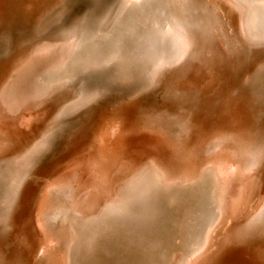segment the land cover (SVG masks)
<instances>
[{"label":"bare ground","instance_id":"1","mask_svg":"<svg viewBox=\"0 0 264 264\" xmlns=\"http://www.w3.org/2000/svg\"><path fill=\"white\" fill-rule=\"evenodd\" d=\"M77 1L0 14V120L55 103L0 165V264H264V0Z\"/></svg>","mask_w":264,"mask_h":264},{"label":"rangeland","instance_id":"2","mask_svg":"<svg viewBox=\"0 0 264 264\" xmlns=\"http://www.w3.org/2000/svg\"><path fill=\"white\" fill-rule=\"evenodd\" d=\"M12 2H13V0H0V14H3L4 12H7L8 10H9L8 11V13H9L10 10L13 8ZM79 4H81V6ZM78 6H79V8H78ZM76 7H77V9H76ZM87 9H88V3L85 0H79L74 4V10L77 11L76 13H78V14L84 13L85 11H87ZM79 11H80V13H79ZM6 20H7L6 18L0 20V27H1V25L4 26L6 24ZM214 100H215V98L213 97L212 94H210L209 96L204 98V102L208 104L207 109L210 110L213 107V105L215 104ZM44 104H47V105L41 104V106L39 105L40 107H35V108H33V110L31 112L25 113V116L20 117V118L17 117L18 119L16 118V120H10V121H4V122L0 120V163H1L0 165H1V167L3 166L4 162H6L7 160H11L12 157H14L15 154H13V153L18 152L20 150V148H24V147H27L28 145H30L32 143V141L37 137L38 132H40V129H42L45 122L48 121V119H50V117L53 115V113L55 112L54 111L55 110V105H54L55 103L54 102H52V103L46 102ZM207 109H205L204 112H208ZM230 112H231V110H230ZM230 112L226 111L225 113H228V114H224V115L219 113L214 118H216V119L228 118V119H230V121H229L230 123H226V124L231 125V126L235 125V128H236L238 125H241V122L237 123V125H236L237 119L234 117H230V115H229ZM221 115H223V116H221ZM242 118L247 120L245 122L244 126H245V130H248L252 124V117L249 118L247 115V116L242 117ZM218 123L219 122L214 121L212 124L216 127V125H218ZM263 125H264V123H263ZM237 128H239V127H237ZM67 131L69 132V130H67ZM67 131L65 134L63 131V133H60V135L57 136V138L55 139L56 145L54 144L52 146L51 150H49L47 152V154H46L47 157L42 158V162L38 168L40 170L39 171L40 174L37 172L33 176L32 183H31V185H32L31 189L35 190L33 192L34 196H36L37 192H39V189L41 187H42L43 191L47 188V185L45 184L47 181L45 179V176H43L45 173L44 171L49 166V164H48V163H50L49 160L51 158H53L55 155L58 156L59 153L64 148L62 146H66L67 142L70 141L71 137ZM67 133L69 134L68 136H66ZM71 136H73V135H71ZM61 137H62V139H61ZM66 137L67 138L69 137V138L67 139ZM61 141H63V142H61ZM58 145H60V146H58ZM51 152H54L55 154L54 153L51 154ZM54 159H56V158H53L52 160H54ZM45 161H48V162H45ZM36 176L37 177L39 176V177L37 178ZM42 178H44L45 182L43 181ZM33 182H34V185H33ZM38 184H40L41 187H39ZM65 189H67V188H65ZM65 189H63V187H62V188L55 190V192H53L54 193L53 194L54 199H52L53 200L52 203L53 202L56 203L57 200L59 202H61L62 204L69 202L70 197H69L68 193H69V190H71V189H67L68 191H66ZM55 198H56V200H55ZM65 200H67V201H65ZM52 205L54 206V204H52ZM63 206L64 205H62V207H59V208L63 209L64 208ZM54 207L55 208H52L51 210H55V209L57 210V208H58L57 205ZM32 212H33V204L29 205V207L27 208V211L25 212V217H26L27 221L30 220ZM22 244H23V247L20 246L19 250L21 251V254L24 255V254H26L25 253L26 241L23 240ZM24 258H26V257H24Z\"/></svg>","mask_w":264,"mask_h":264}]
</instances>
